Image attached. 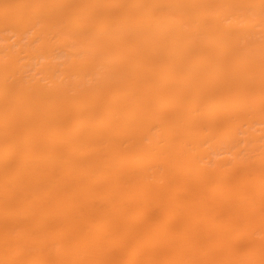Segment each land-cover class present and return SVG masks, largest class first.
Listing matches in <instances>:
<instances>
[{"label": "rangeland", "instance_id": "obj_1", "mask_svg": "<svg viewBox=\"0 0 264 264\" xmlns=\"http://www.w3.org/2000/svg\"><path fill=\"white\" fill-rule=\"evenodd\" d=\"M51 1L43 0L35 7L46 16V22L24 27L12 15L18 4L30 10L29 0H0V20L8 23L0 32V63L8 64L6 88L0 90V110L12 108L11 102L15 100L16 106L25 105L32 117L41 118L44 113L52 116L61 111L66 128L75 119L86 124L95 114L106 133H93L70 152L58 149L49 164L28 166L21 176L15 173L16 150L21 146L28 150L30 138L17 141L16 148L4 159L12 164L0 172V264H264V136L259 145L252 147L253 151L248 150L245 141H240L236 146L245 148L240 153L235 146L213 149L208 140L196 141L194 146H200L206 156L198 158L190 168L178 157H166L161 162L147 159L136 167L129 153L140 150L148 139L146 124L140 119L134 140L137 147L120 137L113 139L118 147L129 149L115 152L123 157L116 162L105 146V137L115 126L100 123L104 116L100 103L109 101L120 110L133 90L147 96L148 83L166 69L163 54L168 33L158 25L143 26L140 35L150 39L153 48L145 60H138L134 50L142 49L145 43L136 39L134 27L125 24L117 4L109 6L102 2L95 9L94 14L107 11L112 20L94 32L86 19L73 23L65 0H59L64 8L58 11L68 23L80 27L75 36L62 22L55 21L58 12ZM7 2L10 6L5 8ZM262 3L264 0L259 5ZM254 10L250 8L246 13L252 16ZM156 14L152 15L154 19ZM224 17L217 15L218 20ZM208 18L203 15L201 20ZM225 21L230 30L236 28L230 18ZM110 29H115L114 33ZM244 30L248 31L244 41L251 47L264 39V25L254 19L245 23ZM91 38L97 43L91 44ZM99 47L108 48L105 54L114 61L113 67L97 66L90 74L85 71L76 84L74 78L59 69L64 60L76 56L87 65L93 59L92 50ZM16 56L21 57L23 65L15 63ZM256 57L257 61L254 56L251 64L233 76L240 78L241 73H247L252 77L248 81L254 78L253 84L264 90V52L258 51ZM194 67L190 76L198 79L201 70L198 63ZM224 72L233 73L227 68ZM18 77L22 82L20 88H11ZM227 81L226 77L215 81L213 88L223 93ZM201 85L207 89L211 83L206 77ZM165 87L154 107L144 111L143 119L166 115L171 120L179 109L173 105L172 81L165 82ZM89 89L90 95L84 97ZM64 99L74 102L64 107ZM228 109L213 107L209 115L221 117ZM230 109L264 111V101L252 104L238 95ZM181 110L186 114L189 104L184 102ZM16 116L12 110L0 113L3 139L20 132L15 125ZM28 129L40 138L39 150L47 155L51 130L48 123L38 125L34 120ZM150 132L156 135L157 128ZM201 134H206V130ZM59 138L58 146L64 147L68 139L64 135ZM162 138L191 146L188 141L178 142L184 139L180 129ZM138 191L143 195L138 196ZM29 214L34 215V220L27 217Z\"/></svg>", "mask_w": 264, "mask_h": 264}, {"label": "bare ground", "instance_id": "obj_2", "mask_svg": "<svg viewBox=\"0 0 264 264\" xmlns=\"http://www.w3.org/2000/svg\"><path fill=\"white\" fill-rule=\"evenodd\" d=\"M261 0H250L249 7H246L247 0H65L66 8L73 17V23L77 20L86 19L94 32H98L104 26H108L112 20L111 15L106 11L100 14H94L95 9L102 3L112 6L117 4L120 13L124 16L125 24L134 27L136 39L143 40L145 45L142 49L134 50L135 57L139 60H145L147 52L153 48V42L144 38L142 31L143 26L158 25L160 30L168 33V41L164 43L167 46L163 58L166 63L164 72L159 73L158 78L148 83L147 89L149 94L142 95L140 92L133 90L124 100L122 109H115L114 105L109 101L100 103L104 116L99 120L100 123H114L115 128L109 131V137H105L108 153H113L116 162H120L123 157L116 153H124L129 150L127 147H118L113 139L120 137L123 142L130 143L137 147L135 140V131L139 121L146 124V132L148 134L147 141L142 143L140 150L129 153L135 161L136 167H139L145 160L150 159L153 162H161L166 157L175 160L177 157L186 162L189 168L197 163L198 158L206 156L205 151L200 146H194L196 141H210V146L216 149L220 147H236V152L240 153L242 149L237 147L240 141L248 144V150L253 151L252 147L257 146L264 136V111L238 112L230 109L234 105L237 96L242 99L251 100V103L264 101V90L262 86L253 84L248 81L247 73H241L240 78L233 75L242 69L243 66L251 64L256 53L264 52V39L258 42L255 47H251L246 43L245 37L248 31L244 30L245 23L251 18L264 25V3L259 5ZM43 0H29L30 10H26V6L18 4L12 19H15L20 26L35 25L37 22H46V16H43L38 9ZM58 14L55 21L62 22L61 25L67 26V30L77 36L80 32L78 24L68 23L66 16L58 10L64 8L59 4V0H52ZM10 6V2L6 3L5 8ZM255 8L252 16L246 13V10ZM156 14L155 19L152 17ZM70 15V14H69ZM203 15H208L207 20H201ZM217 15L225 16L223 20H218ZM231 19L236 28L230 30L225 20ZM4 20H0V25ZM148 26V27H149ZM8 27L7 20L0 27V32ZM23 30V28H22ZM115 29H110V33H114ZM150 31V30H149ZM253 32V30H252ZM195 40L192 44L191 39ZM212 41L210 44L209 41ZM91 44H96L95 38L90 39ZM108 48H98L92 50V60L87 61V65L80 61L79 56L71 60H64L62 67L59 68L66 75L74 78V83L79 81V75L86 71L90 74L97 66L113 67L114 61L106 56L105 52ZM185 53V54H184ZM20 56H16V64L23 65L20 62ZM84 58V57H82ZM88 58V59H90ZM198 63L201 70V76L198 79L191 78V73L196 68L194 64ZM6 62L0 63V90L6 88ZM157 67V66H156ZM80 72H75V69ZM225 68L233 71L232 74L224 72ZM158 68H156L157 70ZM180 71V73H177ZM209 79L211 86L207 89L202 88L201 80ZM227 78L226 91L217 93L213 88L215 81ZM252 78V77H251ZM21 79L16 78L11 84V88L19 89ZM172 81L175 94L172 96L173 105L179 107L173 113L171 120L160 115L156 118L143 119L146 115L144 111L151 110L154 107V101L159 100L165 92V82ZM255 83V82H254ZM253 84V85H252ZM119 85V84H118ZM252 85V86H251ZM88 90L84 97H88L91 93ZM204 91V93H202ZM109 94H105L108 97ZM202 95V97H200ZM74 101L64 99L63 106H69ZM184 102L189 104V110L186 114L181 110ZM12 108H3L0 113L6 110L15 112V125L20 131L11 135L8 139H3L0 135V172H4L12 163L5 162L4 159L16 148L17 141L26 136L30 138L29 149L24 147L16 150V169L15 173L22 175L28 166L35 165V168L41 164L50 163L51 157L57 153V150H63L65 153L70 152L75 146L84 144L85 139L89 138L95 132L102 131L101 126L97 123V115L93 114L89 117L86 124H82L80 119H75L70 128L64 126L61 118V111L52 116L43 114L42 117H32L26 110L25 105L16 106L15 100L11 102ZM172 107V106H171ZM213 107L229 108L223 116L209 115ZM51 110V104L47 107ZM209 117H206V116ZM171 116V115H170ZM186 116V117H184ZM36 121L38 125L48 123L50 130L49 145L47 147V155H43L39 150L40 138L29 132L28 125L32 121ZM43 120V121H42ZM45 121V122H44ZM81 125L78 130L75 127ZM243 125L246 127L243 129ZM157 128L156 135L151 134V129ZM178 129L184 139L179 143L188 141L191 143L190 148L180 146L174 141H167L162 137L170 135ZM206 130V134H201L202 130ZM241 130L238 134V130ZM1 133V131H0ZM106 131H102V136ZM232 134L231 137L226 138ZM64 135L68 142H64V147H59L60 136ZM93 136V135H92ZM26 144V143H25ZM26 146V145H25ZM116 152V153H115ZM126 153V152H125ZM249 154V153H246ZM31 160L29 161V159ZM170 159V160H171ZM107 163V162H106ZM106 166L111 169L109 163ZM175 165V163H173ZM143 195L138 191V196ZM30 220H34V215L27 216ZM128 220L130 217L126 216ZM141 245V241L136 240ZM227 264H230L227 262Z\"/></svg>", "mask_w": 264, "mask_h": 264}]
</instances>
